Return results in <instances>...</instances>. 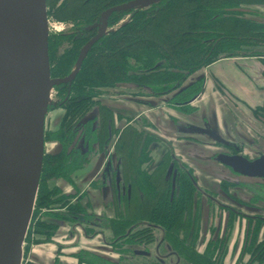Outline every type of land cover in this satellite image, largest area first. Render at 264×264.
Returning a JSON list of instances; mask_svg holds the SVG:
<instances>
[{
    "label": "trees",
    "instance_id": "1",
    "mask_svg": "<svg viewBox=\"0 0 264 264\" xmlns=\"http://www.w3.org/2000/svg\"><path fill=\"white\" fill-rule=\"evenodd\" d=\"M243 1L162 0L147 9L139 10L116 33L102 38L101 43L87 54L69 84L55 86L64 94L68 90L70 93L64 105L61 130L53 135L58 136L64 127L72 126L77 115L80 117L95 104L93 97L103 93V89L114 88L117 83L134 85L135 94L156 96L178 89L189 75L220 58H263L264 53L259 51L242 53L244 48L264 46V26L261 22L240 16L238 7ZM48 40L49 47L51 39ZM71 59L73 57L69 53L59 57L51 75L62 77L67 74ZM203 81V77H200L184 86L167 100V105L181 112H192L194 107L190 102L201 91ZM109 110L104 109V115L113 112ZM134 121L120 130L115 143L116 155L120 159L121 180L125 188L130 187L129 197L123 195V207L128 208L127 212L134 205L139 207L143 211L140 219L163 226L170 233L173 243L177 242L174 236L177 232L184 231L186 235L191 233L188 225L193 223L191 215L194 212L191 210L196 207L197 192L191 181L192 171L181 164L184 169L180 170V175L171 174V168L177 166L172 157V146L169 145L160 157L162 160L159 161L157 170L147 172L143 164L152 160L150 145L154 142H169L146 131L143 127L149 126L146 119H142L141 125L138 124L139 119ZM68 160L69 157L64 152L43 160L31 217V222L35 218V227L30 232L44 237H34V243L49 241L56 228V225L40 220V216L68 221H73L76 216H86L78 201L70 203V198L61 194L58 188L46 185L47 178L67 177L76 168ZM164 161L168 162L167 167L164 166ZM134 192L140 198L139 203L137 199H133ZM62 206H66L69 213H54L53 210ZM123 210L122 207L120 211L116 210L119 221H107L115 235L125 233L126 221L129 224V220L133 219L125 218ZM147 230L149 229L136 230V237L142 238L141 235ZM145 237L144 235L143 238ZM146 239L148 241L149 238ZM54 264H58L57 260ZM215 264H220V261Z\"/></svg>",
    "mask_w": 264,
    "mask_h": 264
},
{
    "label": "flooded vegetation",
    "instance_id": "2",
    "mask_svg": "<svg viewBox=\"0 0 264 264\" xmlns=\"http://www.w3.org/2000/svg\"><path fill=\"white\" fill-rule=\"evenodd\" d=\"M129 1L132 0H63V1L61 0L60 3L58 1L56 4L58 6V10L62 12L64 11L66 14L70 15V17L67 18L68 25L66 29H62V32L60 34L53 35V38L51 39L48 47L49 58L52 53V49L54 50L55 45L57 44L62 45L63 43L66 42L68 45L65 48V50L62 53H60L61 54L60 58H62L66 53H69L70 57H73V60L71 59L72 62L70 65V67H72L78 57V54L80 53L81 48L88 41L97 37L95 38L96 40L91 44L85 57L96 45L101 43L102 38H105L107 36H110L111 34L116 33V31L119 28L130 22L135 16V14L139 10H141V9L139 10L129 9L126 11L115 10L112 11L107 16L105 22H103V12H105L109 8L127 3ZM253 4L261 5L260 7L264 8V0H244L243 2L239 3L238 8L241 9V7L244 6L247 7V5H253ZM259 14L262 17L261 25L264 26V10H261V13ZM240 16L244 18L242 15ZM181 89L182 87L176 89V93ZM135 92L136 91H134V93L132 92L123 93V95H128L134 98H138L139 95L135 94ZM58 93L60 94V97L58 96L59 107L56 108L62 109L64 115L65 114L64 105H66V100L68 98L70 91L68 90L64 94L60 92V90H58ZM173 95H175V93ZM162 96H165V94L156 95L155 97H162ZM172 96H169L167 100H169ZM99 98H100V94L96 97H93L92 100L95 102V104L92 105L91 109L89 108L80 117H78L77 115L73 120L72 126L64 127L58 136H54L53 134L61 130L60 128L61 121L57 129L50 130L49 132L44 131L43 160L48 156H56L64 152V154L67 157H69L68 161L70 162V164L72 163V166L76 167L74 170L68 173L67 177L51 176L47 178L46 179L47 185L48 182L54 183V181L58 178H63L65 181L71 180L70 179L71 174L76 169L83 168L91 162H95L96 164L101 165L98 172L99 174L96 177L97 179L92 184V187L98 189L100 198L102 199L101 200L103 205L102 207H106L112 215L114 212H116V210L120 211V208L122 207L121 205H122L123 195L129 197L130 187L125 188V186L123 185L124 183L121 180L122 179L121 170L119 167L120 159L117 155H115L116 152L113 151L114 148L113 150L110 149L111 146L112 147L115 146L111 142L113 140V137L116 138L117 140L119 135L118 133L123 127L121 129L118 128L119 130L116 129V131L114 129V133H113V129L111 130L109 129L110 127L109 128L107 127L108 122L111 120L109 118L106 120V117L104 115V109L107 108L111 109V107L108 106L107 104L100 102V99L103 97H101L100 99ZM142 102L147 103L146 101H142ZM260 110L264 111V106H261ZM74 112L78 114L77 111ZM90 112L93 113V115H90L93 116V119L90 118L89 120ZM116 112L118 111L116 110L115 113ZM85 114H86V120L84 121L85 123H82L81 118ZM102 114L104 116L103 119H101L100 117L102 116ZM105 120L107 123H106V128L104 129L101 126V123L104 122ZM172 126H174V128L179 131L181 130L182 127H188V125L182 124L178 121H173ZM206 127H207L206 129L208 130L213 129L209 125L208 126L206 125ZM44 130H45V121H44ZM161 140L169 142V144L163 142V144L166 145V147H169V145L172 146L169 140L163 137H161ZM242 140L243 139L226 140L229 142V144L226 146L224 145L222 146L219 143L215 142L217 149L212 152H209L207 156L202 157L206 161H201L202 163L200 164H204L203 166H205L206 169L210 170L213 176L218 180L217 186L213 188V190L205 189L203 187L198 186L197 180L193 174V169L191 168L190 165H188V163L181 161V158L178 155H176L175 152H173L174 148L172 146V151H171L172 157L174 163H176L175 165L177 166V167L173 166L174 169L172 170V175L175 176L180 175V170L183 171L182 169H184L181 164L186 165L188 168H190L193 175L192 179L191 177L190 179L193 185L196 187L197 192H195V194L199 196V197L195 196L196 207L192 210L194 212V214L192 215L193 223L188 225V229L189 231L191 230V233L188 232V234L186 235V233L184 234V231L178 232L177 235H174L177 238V242L174 241L173 243L170 233L167 230H165L164 227H162L159 224L150 222L147 225V228L149 230L145 232L146 237L149 238L148 241L146 239L145 240L146 243L140 242L138 244V241L140 239L144 240L146 237L145 238L136 237L135 239L136 245L134 246H136L137 248H134L133 244H129L128 245L129 247L125 248L130 259L136 256L143 258L145 257L148 258L152 256L153 258L155 257L157 259V262L161 260L162 264H165L164 261H168L169 264H189V263H195L196 260H200L206 263L208 262L210 264H215L216 259L215 257L212 256L213 250L215 253L218 252L219 254H221L219 258H221L222 255L223 257H225L227 251V245L230 244V241L232 242V246H233L232 236L235 227L237 228V234H238V228L241 229L240 227H242L241 230L243 234L241 236V239H242V243L244 242L245 249L247 245L251 246V243L253 241L252 238H254L253 233L255 231L261 232V241H264V176L260 174L261 168L254 171V174H249V175L247 173L244 174V173H239L237 171L235 172L234 169V167L235 168L240 167L238 163L242 162L240 161L242 160L241 158H244L247 161H254L260 158H264V145L253 142L250 143V142H246L245 140L243 141ZM49 141L54 147L51 146V148L47 149L46 143H48ZM243 145L246 146V149L247 151L250 152V154L245 152ZM222 154L237 158L230 159L231 161L230 163H232V165L225 166L221 162V160L224 159ZM42 167H43V161H42ZM55 187L60 190L61 194H64L58 186L55 185ZM64 195L68 196L72 200V203L78 201L79 204L82 206L83 211L84 208L86 209V211H84V214L86 216H83V218L76 216L79 218V220L78 218L75 219L77 223L74 224V226H72L71 230H75L76 227H79L82 233L84 234L83 237L85 239L92 240L98 236L101 239V241L104 244H106V247H108V244L109 246H112L110 244L112 242L117 245L116 249H118L117 251L118 259L116 261H112L111 259H108L106 257L99 256L95 253L91 254L89 252L80 255V258L81 259L84 258L85 257L84 255L86 256L90 255L92 257L95 256V258H98V262H94L92 264H100V263L124 264L123 263L124 259L122 257L127 256V254L123 253L124 252L123 246L126 243L124 240L129 234H131L130 233L131 229L129 228L126 229L124 231L125 233L123 234H117L115 240L113 239L112 241H109L107 244L104 238L101 237V235H103L102 233L105 232L104 228L103 230L102 229L100 230L99 228L98 232L94 231L93 233L88 234L89 233L88 231H90L92 227H90V225L87 223V222H94V220H97L99 216H103L104 218L102 219L99 218V220L97 221H98V226L104 225L103 221H105V216H107L106 213L101 212L99 214H96L93 211H91L92 209L88 204L82 205L80 201L83 196L82 194L78 196L70 195V194H64ZM105 197H108V199L105 200L104 199ZM202 199H204L205 201L210 200V202H213L215 206H219L218 210L220 211L225 210V213H227L225 214L227 219H226V225L224 227L225 228L224 231L226 233L222 234V236L227 234L226 236L227 239L218 240V238L216 237H211V234L206 239H202L203 237L200 238L201 216L199 215L202 214H200L199 211L202 210L200 208ZM53 211L54 213H62L63 208H57ZM44 218H45L44 220H47L48 222L56 225V228L58 223H60L61 221H65L57 217L55 218L44 217ZM207 218H208V212L206 213V218L204 220L206 221ZM240 219H242V221H245V223H242L241 225ZM69 224L72 225V221H70ZM259 225L260 228L258 229ZM140 227L145 228L144 225H141ZM204 229L206 231L205 226ZM154 230L156 231L159 230L160 232L162 230L160 236L158 237L155 236ZM260 232L258 233V235L260 234ZM204 240H206L205 244L203 245L201 251H199V248L197 247L199 243L200 245H202ZM255 244L258 243L256 242ZM255 244H253V246L251 247H254ZM256 248L258 249L257 251L258 254H262L263 251L261 250V248H264V244L263 245L258 244V246L256 245L254 247V249ZM197 252L200 254L196 255ZM223 262L224 260H222V264Z\"/></svg>",
    "mask_w": 264,
    "mask_h": 264
},
{
    "label": "water",
    "instance_id": "3",
    "mask_svg": "<svg viewBox=\"0 0 264 264\" xmlns=\"http://www.w3.org/2000/svg\"><path fill=\"white\" fill-rule=\"evenodd\" d=\"M160 1L132 0L109 8L103 12V22L112 11L147 9ZM95 38L81 48L67 75L51 77L46 0H0V264L22 262L42 169L44 121L52 88L74 79ZM181 131L207 133L225 143L214 129L189 125ZM222 156L225 166L237 158ZM241 159L235 172L249 175L261 168L264 176V158Z\"/></svg>",
    "mask_w": 264,
    "mask_h": 264
},
{
    "label": "crops",
    "instance_id": "4",
    "mask_svg": "<svg viewBox=\"0 0 264 264\" xmlns=\"http://www.w3.org/2000/svg\"><path fill=\"white\" fill-rule=\"evenodd\" d=\"M263 59L264 57L248 56L220 58L193 73L197 75L196 78L203 77L204 81L201 91L190 103L194 107L192 112H181L167 105L163 96H151L146 98L147 103L143 104L138 98L122 95L118 105L119 111L127 113V116L132 115L129 118L127 116L121 118L122 123L118 128L121 129L127 123L133 124L132 122L139 116H144L155 128V133L169 140L174 148L173 152L191 166L198 185L213 190L218 180L203 166L204 164L200 163L206 161L202 157L217 149L216 144L205 133L188 134L181 130L180 132L172 126L173 121L199 127L209 125L225 140L251 139V136L255 135L252 131L258 130L259 121L250 109L260 106L264 100ZM55 111L56 119L51 130L58 128L63 115L62 109L58 108ZM100 167L101 165L91 162L83 168L76 169L71 174V180L58 178L54 183L64 194L76 196L82 194L81 204H88L94 213L99 214L103 211L107 216H111L108 209L102 207L98 189L92 187ZM104 199L107 200L108 197ZM79 229L76 227V231ZM69 230L70 226L66 221L58 223L49 242L31 245L28 261L31 264H53L57 259L59 264H77L79 262L77 254L83 249L89 253L109 256V248L98 236L88 240L79 234L77 244H72L76 235L69 239ZM235 232L234 229V238ZM81 238L93 243L90 247L78 246Z\"/></svg>",
    "mask_w": 264,
    "mask_h": 264
},
{
    "label": "rangeland",
    "instance_id": "5",
    "mask_svg": "<svg viewBox=\"0 0 264 264\" xmlns=\"http://www.w3.org/2000/svg\"><path fill=\"white\" fill-rule=\"evenodd\" d=\"M58 1H59V3L61 2V0H46V12H47V21H48V39H52L53 35L60 34L62 32V29H66V27L68 25L67 18L70 17V15L66 14L64 11L62 12V11L58 10V6L56 5ZM260 6L261 5L253 4V5H247V7H245V6L241 7V9H240L241 10V12H240L241 14L240 15H242L244 18H246L248 20H255L256 22H261L262 17H261V15L259 13H261V10H264V8H261ZM258 15H260V16H258ZM67 45L68 44L66 42L63 43L62 45L61 44H59V45L57 44V45L54 46V50L52 49V53H51L50 58H49V60H50L49 61L50 75H51L52 70L55 69V67L57 65L56 64L57 61H59L58 58L61 55L60 53H62L65 50ZM252 51H259V52H263L264 53V46L259 47V48H255V49L244 48L242 53H244V52L248 53V52H252ZM248 57H255V56H248ZM72 67L69 68V72L71 71ZM51 77H54V76L51 75ZM196 77H197L196 74L189 75L184 80V83L181 85V87L183 88L184 86H187L188 84H190L191 82L195 81L196 79H199V78H196ZM133 88H135V86L131 85L129 83H117L114 88L112 87V88L103 89L104 91H103V93H101L102 95L100 94V98L104 97V99L103 98H101V99L99 98L100 102H102L104 104H107L108 106L111 107V109H114V110L110 109L113 112L111 113L110 110H109L110 114L109 115H105L106 120L108 118L111 120V121L108 122L107 127L108 128L110 127L109 129H111V130L113 129V133H114V129H115V131H116V129L119 130L118 127L122 123V120H120V119L124 118V116H127V113L120 112L119 108H118V105H120L121 96L123 95V93H130V92L134 93V91H136V90L133 89ZM262 91H263V97H264V87H263ZM174 93L176 94V90L170 92L169 94H165V96H163V97H165L164 101H166L168 99V97L172 96ZM58 96L60 97V94L58 93V89H56V87L53 86L52 92H51V104L49 105L48 110H47V114H46L45 130H44L45 132H49L51 130V128L53 127V121H55V119H56V113L57 112L55 111V109H58L56 107H59V104H58L59 103V98H58ZM149 97H151V96H149ZM149 97L146 96V95H139L138 101H140L142 103V101H146V98H149ZM153 97H155V96H153ZM166 103H167V101H166ZM143 104H145V103H143ZM261 106H264V100H263V102H262V104L260 106H256L253 109H250L251 112L253 113V115H255V117H257V119L259 121V123H258L259 126L257 127L258 130L252 131V133L254 132L255 135L251 136L252 133H250L251 139L245 140V141L246 142H250V143L253 142V143L264 145V111L260 110ZM91 107H90V109H91ZM116 110L118 112H120V113H118V112L115 113ZM90 115H93V113H91V112L89 113V120H90V118L93 119V116H90ZM131 115L127 116V118L131 117ZM62 117H63V115H62ZM62 117H61V119H62ZM100 117H101V119H103L104 118L103 114ZM85 118H86V114L81 118V122L82 123H85L84 122ZM138 119L140 120V122H138V124H140L142 122V119H146V118L144 116H139ZM106 120L101 123V126L104 129L106 128V123H107ZM134 123H135V121H134ZM143 127L145 128L146 131L154 134L156 137L161 138L160 135L155 133V128L150 123H149V126H143ZM197 127H199V126H197ZM200 128L206 129L207 127L204 124ZM245 130L247 131V129H245ZM205 134H207V133H205ZM219 137H221V136H219ZM210 139H212V138H210ZM213 141H214V143L217 142V143H219L222 146L223 145L226 146V145L229 144V142L226 141L225 139H223V141L225 143H221V142H218L216 140H213ZM111 142H112V144L115 145V143L117 142L116 138L113 137V140ZM51 146L54 147L51 144L50 141L48 143H46L47 149L51 148ZM113 148H114V150H113ZM110 149L113 150L114 152H116L115 151V146H113V147L111 146ZM150 149L151 150H150L149 153H150V156H151L152 160L149 161V162H146V164L145 165L143 164V166L147 167L146 168L147 172L152 173V171L157 170V166L159 165L158 163H159L160 160H162L160 157L164 153V151L167 149V147L163 143L154 142V144L150 145ZM244 149H245L246 153L250 154V152L247 151L246 146H244ZM115 155H116V153H115ZM181 161H183V160L181 159ZM167 165H168V162L166 163L164 161V166L167 167ZM173 169L174 168L172 167L171 168V174H172V170ZM171 179L173 181V178H171ZM47 186L48 187H55V183L48 182ZM132 192H133V189H132ZM133 195H134L133 196L134 200H136V199H137L136 201H138V199L140 200V198H138V196L135 194V192L133 193ZM195 196L199 197L196 194H195ZM69 202L72 203V200L69 199ZM137 203H139V201ZM123 205H125L124 202H122L121 206H122V209L125 210V211L123 210L124 211L123 214H124L125 218H128V219L130 217L133 218V219L129 220V222H130L129 224H128V221H126V224H127L126 226L127 227L125 228V230L128 229V228L131 229V232H130L131 234H129L124 240L126 243L123 246L124 247V252L123 253L127 254V256L126 257H124V256L122 257L121 256L124 259L123 263L124 264H131V262H132V264H162L161 260H159V262H157V259L155 257L153 258L152 256H150L148 258L147 257L143 258V257H138V256L132 257L131 259L129 258L128 253L126 252L125 248H128L129 244H133V247L137 248L136 246H134V245H136V243H135L136 234H137L136 230L144 229V228L140 227L141 225H144L145 228H147V225L150 222L146 221V220H142V219L139 218V217L143 216L142 215L143 211L139 210V207H135V205H134L133 208L129 209V211H128L129 213H128L127 212L128 208L125 209V207H123ZM63 207L64 206H62L61 208H63ZM200 208L202 209L201 210L202 212L199 211V213L202 214V215H199V216H201V222H200V224H201V228H200L201 229V234H200V238L203 237L202 239H206L211 234V237H216V238H218V240L227 239L226 238L227 234L222 236V234L226 233L224 231L225 230L224 227L226 225V219H227L226 215H225L227 213H225V210H221V211L218 210L219 206H215L213 204V202H210V200L209 201H205L204 199H202V201H201ZM207 209H208V211H207ZM63 211H64V213H69L67 208H66V206L63 208ZM84 211H86L85 208H84ZM206 211L208 212V218L205 221L204 219L206 218V213H207ZM191 212H192V210H191ZM115 213L116 212H114L111 216H108V217L105 216V221L102 220L104 222V225H102V226L101 225L98 226V221L97 220H99V218H101V219L104 218L103 216H99L97 218V220H94V222H87L90 225V227H92V229L90 231H88L89 232L88 234L93 233L94 231L98 232L99 228H100V230L101 229L103 230V228H104L105 232L102 233L104 236L101 235V237L104 238L105 242H107V244H108L109 241H112L113 239L115 240L117 234L115 235L112 232L113 228H111V224L107 225V221L108 220L111 221V222L112 221H114V222L115 221H119L120 218L118 216H116L117 213L116 214ZM144 213H146V215H147V212H144ZM76 218H78V217H76ZM235 218H237V217H235ZM44 219L45 218L43 216H40V220H44ZM75 219L72 221V225L69 224V226H70V230L69 231L71 233V236L69 237V239H72L73 236L76 235V238L73 239L72 244L73 243L77 244L76 242H77V240H79L77 235L80 234L81 237L84 236V234L82 233L81 229H79L78 231H76V228H75V230H71L72 226H74V224L77 223V221ZM128 219H126V220H128ZM34 220H35V218L32 219V222L30 221V223H29L30 228L28 227L29 231L27 230V233H26V236H25V239H24V243H23V257H22L21 264H31L28 261L29 250H30L31 245L37 244V243H34L32 240L35 239L34 237H37L39 239L44 237L43 235L42 236H38V235L32 234V232H30L35 227L34 226ZM78 220H79V218H78ZM240 220H241L240 221L241 225H242V223H245V221H242V219H240ZM44 221H47V220H44ZM65 221L67 223L70 222L68 220H65ZM109 221H108V223H110ZM177 224H179V223H177ZM204 226L206 228V231L204 229ZM240 228L242 229V227H240ZM259 228H260V225L258 226V229ZM241 229L238 228V234H237V228L235 227V230H236L235 238H234V233H233V237H232V239L234 238L233 239V246H232V242L230 241V244L227 245V251H226L225 257H223V255H222V257L219 258L221 256V254H219L218 252L215 253L214 250L212 252V256L215 257L216 262L219 260L220 264H222V260H224L223 264H264V248H261V250L263 251L262 254H258V252H257L258 249L257 248L254 249V247L256 245L258 246V244L259 245H263L264 244V241H261V232L259 231L260 234L258 235L259 232L255 231V230H258V229L254 230L255 231L254 232L255 235L253 233L254 238H252L253 241L251 243V246H253V244H255L256 242L258 244H255L254 247H251L250 245L249 246L247 245V247L245 249L244 242L242 243V239H241V236L243 234ZM86 231H87V229H86ZM161 232H162V230H161ZM161 232L159 230L158 231L154 230V234L157 237L160 236ZM144 235L146 236V233H143V235H141V236L144 237ZM220 238H222V239H220ZM49 241H47V242H49ZM205 241L206 240H204L202 245H200V243H199V245L197 247V248H199V251H201L203 245L205 244ZM122 242H123V240H122ZM140 242L146 243L145 239L144 240L140 239L138 241V244ZM38 243H42V242H38ZM91 243H93V242L84 241V239L82 240V238H81V241L78 244V246L81 245L83 247H90ZM110 244L112 245V246H109V244H108V248H109V252H110L109 256L110 257L109 256H105V255L104 256L103 255H99V256L106 257L108 259H111L112 261H116L118 259L117 258L118 257V252H117L118 249H116L117 245L114 244L113 242L110 243ZM87 252L88 251L83 249V250H81L79 252L81 254H79V253L77 254V258L79 260V264H81V263L82 264H92L94 262H98V258H95V256L92 257L90 255H87V256L84 255L85 256L84 258H82V259L80 258V255H82L83 253H87ZM222 252H223V250H222ZM198 254H200V253L197 252L196 255H198ZM26 257H27V260L25 261ZM164 262H165V264H169L168 261H164ZM203 263L204 262H202L200 260H196L195 263H189V264H203Z\"/></svg>",
    "mask_w": 264,
    "mask_h": 264
}]
</instances>
